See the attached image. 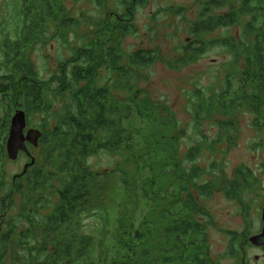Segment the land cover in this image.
<instances>
[{
    "label": "trees",
    "instance_id": "obj_1",
    "mask_svg": "<svg viewBox=\"0 0 264 264\" xmlns=\"http://www.w3.org/2000/svg\"><path fill=\"white\" fill-rule=\"evenodd\" d=\"M196 1L192 38L184 56L168 64L181 69L216 47L232 56L226 89L197 101L198 122L221 124L219 139L208 143L215 152L223 140L232 144L239 110L249 108L255 126H264V0ZM64 3L11 0L10 11L0 10V97L25 111L29 124L37 119L34 129L42 134L39 146L29 147L40 156L25 175L8 182L0 172V264H214L208 223L198 219L202 201L215 191L214 182L202 181L211 171L197 165L204 149L195 145L184 153L187 132L175 112L141 88L165 55L156 47H123L136 30L135 5L142 0L124 3L129 14L119 12L113 21H91L83 13L92 36L44 79L32 60L36 48L68 43L83 23ZM174 9L180 15L186 8ZM236 27L240 32L231 35ZM219 30L227 36L208 38ZM234 78L240 88L232 96ZM134 119L140 126L128 125ZM11 121L0 122V168L9 159ZM102 155L121 159L124 201L114 229L108 210L89 201L96 176L90 160ZM241 173L227 194L248 186Z\"/></svg>",
    "mask_w": 264,
    "mask_h": 264
},
{
    "label": "rangeland",
    "instance_id": "obj_2",
    "mask_svg": "<svg viewBox=\"0 0 264 264\" xmlns=\"http://www.w3.org/2000/svg\"><path fill=\"white\" fill-rule=\"evenodd\" d=\"M64 1L65 7L69 11L72 10L73 15L83 23L77 33L68 36V43L58 39L36 48L32 60L44 79H49L53 73H59L60 65L72 57L75 48L82 46L84 36H92L93 30L82 19L83 13L91 21H103L106 16L113 21L117 19V13H127L124 3L130 0ZM9 4L11 0H0L2 13L11 10ZM176 7L186 9L179 15L174 11ZM199 10L196 0H142L141 4L135 5L133 19L136 30L125 38L123 47L128 52L156 47L165 55L166 61L152 67L151 82L141 83V88L146 90L156 103L166 104L175 112L182 128L187 132L181 144L184 153L195 145H201L204 149L197 165L211 171L202 181L205 184L214 182L215 191L202 201L204 214L198 216V219L208 223L212 261L214 264H240L242 259L246 258L251 264H257L254 257H263L264 249L250 245L249 236L259 232L263 225L261 214L264 204V126H255V117L249 108H243L234 116L236 129L231 132L232 144L223 140L216 146L215 152L212 151L208 143L216 142L223 130L218 121H197L195 115L198 96H213L226 89L229 74L227 64L232 61V56L226 49L216 47L186 67L177 70L169 67L171 62L184 56L183 48L192 38L191 24L198 20ZM240 30L241 27L233 28L230 34L236 35ZM227 32L228 30H219L208 38L224 37ZM232 83L234 96L240 84L236 78ZM20 109L12 106V99L1 96L0 122L5 117L12 119ZM217 119L229 120L224 116H218ZM37 121L35 119L30 125L34 128ZM128 125L138 127L140 121L134 119ZM32 153L34 158H39L40 150H33ZM30 162V158L20 153L16 161L7 159L0 172L8 178V182H13L16 176L23 174L26 164ZM90 162L96 175L88 185L90 204L93 208L105 207L108 210L114 229L118 222L120 205L124 201L122 174L117 170L121 159L102 155L93 157ZM213 162L218 164L216 170L210 169ZM238 172L244 175L249 173L247 183H253V188L251 186L246 191V188H243L241 193L236 192L232 196L227 194L226 187H233ZM90 225L91 222L88 231L92 232ZM90 253L93 259H97V243L93 245ZM258 264H264V259Z\"/></svg>",
    "mask_w": 264,
    "mask_h": 264
},
{
    "label": "water",
    "instance_id": "obj_3",
    "mask_svg": "<svg viewBox=\"0 0 264 264\" xmlns=\"http://www.w3.org/2000/svg\"><path fill=\"white\" fill-rule=\"evenodd\" d=\"M27 127V114L23 110H18L11 121L9 140L7 141V152L8 157L13 161L19 159L21 152H24L31 159V163L26 164L23 175L28 172L30 167L36 165V160L31 153L32 151L27 147L26 142H30L34 147H38L42 135L37 129H31L26 133ZM251 243L255 246L264 245V232L262 236L252 238Z\"/></svg>",
    "mask_w": 264,
    "mask_h": 264
},
{
    "label": "flooded vegetation",
    "instance_id": "obj_4",
    "mask_svg": "<svg viewBox=\"0 0 264 264\" xmlns=\"http://www.w3.org/2000/svg\"><path fill=\"white\" fill-rule=\"evenodd\" d=\"M31 129H34L29 123H28V127H27V130H26V133L29 131V130H31ZM26 145H27V147L29 148L30 146H33L30 142H26ZM23 153V155H25V156H27L24 152H21V154ZM28 157V156H27ZM29 158V157H28ZM249 177V173L248 172H246V174H245V183H247V181H248V178ZM248 184V183H247ZM249 184H250V181H249ZM248 184V186L246 187V189H245V191L246 190H249L250 188H251V186H252V188H253V183L251 184V185H249ZM255 185V184H254ZM255 189H257V188H255ZM263 208H262V214H261V220H262V222H263V225L261 226V229L259 230V232H257L256 234H254V235H251V236H249V242H250V245H252V246H254V247H257V248H259V249H264V245H262V246H255V245H253L252 243H251V239L252 238H254V237H257V236H262V234H263V232H264V204H263V206H262ZM264 259V254H263V257H260V256H258V255H256L255 257H254V260L256 261V263L258 264V263H260L262 260ZM240 264H251L250 262H249V260L248 259H246V258H243L242 259V262L240 263Z\"/></svg>",
    "mask_w": 264,
    "mask_h": 264
}]
</instances>
